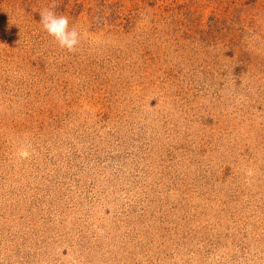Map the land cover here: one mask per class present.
I'll return each instance as SVG.
<instances>
[{
	"label": "rangeland",
	"instance_id": "obj_1",
	"mask_svg": "<svg viewBox=\"0 0 264 264\" xmlns=\"http://www.w3.org/2000/svg\"><path fill=\"white\" fill-rule=\"evenodd\" d=\"M0 264H264V0H0Z\"/></svg>",
	"mask_w": 264,
	"mask_h": 264
},
{
	"label": "clouds",
	"instance_id": "obj_2",
	"mask_svg": "<svg viewBox=\"0 0 264 264\" xmlns=\"http://www.w3.org/2000/svg\"><path fill=\"white\" fill-rule=\"evenodd\" d=\"M56 4L40 11V24L44 31L51 36L62 49L75 52L80 43V33L75 27H69L68 16L55 12Z\"/></svg>",
	"mask_w": 264,
	"mask_h": 264
}]
</instances>
